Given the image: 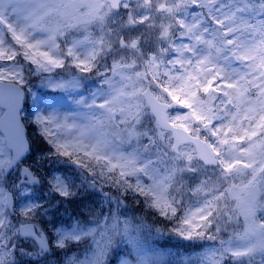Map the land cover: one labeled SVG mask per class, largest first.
Segmentation results:
<instances>
[{"label": "snow or ice", "instance_id": "obj_1", "mask_svg": "<svg viewBox=\"0 0 264 264\" xmlns=\"http://www.w3.org/2000/svg\"><path fill=\"white\" fill-rule=\"evenodd\" d=\"M49 255L264 264V0H0V264Z\"/></svg>", "mask_w": 264, "mask_h": 264}, {"label": "rangeland", "instance_id": "obj_2", "mask_svg": "<svg viewBox=\"0 0 264 264\" xmlns=\"http://www.w3.org/2000/svg\"><path fill=\"white\" fill-rule=\"evenodd\" d=\"M92 202H95L96 205H99L100 203H103L102 196L100 194L97 195V196H95L93 198V201ZM64 209H65V207H63L62 209H59V212H62ZM52 218H53L52 215L49 213L48 214V217H46L45 219L46 220H50Z\"/></svg>", "mask_w": 264, "mask_h": 264}, {"label": "trees", "instance_id": "obj_3", "mask_svg": "<svg viewBox=\"0 0 264 264\" xmlns=\"http://www.w3.org/2000/svg\"><path fill=\"white\" fill-rule=\"evenodd\" d=\"M163 226V225H162Z\"/></svg>", "mask_w": 264, "mask_h": 264}]
</instances>
